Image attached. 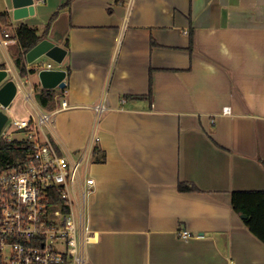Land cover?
<instances>
[{
  "label": "crops",
  "instance_id": "crops-1",
  "mask_svg": "<svg viewBox=\"0 0 264 264\" xmlns=\"http://www.w3.org/2000/svg\"><path fill=\"white\" fill-rule=\"evenodd\" d=\"M67 1L38 0L15 19L0 0V69L30 117L52 114L45 134L64 151L99 138L87 264H264V243L231 205L235 190H264V0ZM62 12L64 61L18 66L17 27L43 34ZM42 61L66 70L65 87H43Z\"/></svg>",
  "mask_w": 264,
  "mask_h": 264
},
{
  "label": "built area",
  "instance_id": "built-area-1",
  "mask_svg": "<svg viewBox=\"0 0 264 264\" xmlns=\"http://www.w3.org/2000/svg\"><path fill=\"white\" fill-rule=\"evenodd\" d=\"M67 105L63 98L62 106ZM230 111L224 107V113ZM50 120L52 114L43 113L38 119H9L3 128L1 136L9 141L17 138L8 135L13 126L26 129L30 153L24 164L0 168V264H87L95 242L88 200L96 180L89 167L99 138L76 152L64 151L45 134ZM179 235L193 236L186 229Z\"/></svg>",
  "mask_w": 264,
  "mask_h": 264
},
{
  "label": "trees",
  "instance_id": "trees-1",
  "mask_svg": "<svg viewBox=\"0 0 264 264\" xmlns=\"http://www.w3.org/2000/svg\"><path fill=\"white\" fill-rule=\"evenodd\" d=\"M72 0H68L63 4L62 8H67L71 5ZM54 19V17H53ZM0 20L3 24L9 23L7 13L0 14ZM52 22L46 27L43 34L39 33L37 26L21 24L17 27V37L22 46L23 52L16 59L18 66H23L25 54L33 48L40 40L45 38L50 30ZM45 90L41 92L38 99L42 106H48L54 100V94ZM29 141L26 138L7 140L0 137V168L17 167L24 164L30 153ZM105 156L100 154L98 142L94 145L91 161H104ZM264 164V160H262ZM180 191H197L196 185L191 182H180L178 185ZM231 205L233 210L239 215L245 214L243 221L250 232L264 243V190H235L232 192Z\"/></svg>",
  "mask_w": 264,
  "mask_h": 264
},
{
  "label": "water",
  "instance_id": "water-1",
  "mask_svg": "<svg viewBox=\"0 0 264 264\" xmlns=\"http://www.w3.org/2000/svg\"><path fill=\"white\" fill-rule=\"evenodd\" d=\"M37 4L38 0H11L13 17L22 19L35 14ZM67 20L68 12L59 14L53 21L47 36L26 53L25 57L29 63H34L43 57L52 60L56 64H61L64 61L68 53V49L62 45L68 33V28H64ZM45 64L42 61L38 65L39 77L43 87H65L66 70L61 68H43L42 66ZM19 89L20 85L16 79L11 78L7 70L0 69V136L4 126L10 119L7 111L18 96ZM241 216L243 218L246 217L245 214Z\"/></svg>",
  "mask_w": 264,
  "mask_h": 264
},
{
  "label": "rangeland",
  "instance_id": "rangeland-1",
  "mask_svg": "<svg viewBox=\"0 0 264 264\" xmlns=\"http://www.w3.org/2000/svg\"><path fill=\"white\" fill-rule=\"evenodd\" d=\"M19 98V99H18ZM18 101L15 102L12 110L9 112L10 119H27L30 117L29 112H27V108L25 107V96L24 94H21L19 97H17ZM16 99V100H17ZM26 129H18L16 126H13L12 129L8 132V135L17 137L18 139L24 138L26 136L25 133ZM8 137V136H6ZM1 138H4V136H1Z\"/></svg>",
  "mask_w": 264,
  "mask_h": 264
}]
</instances>
